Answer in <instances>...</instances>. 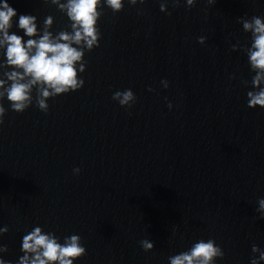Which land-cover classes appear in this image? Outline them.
<instances>
[{
	"label": "water",
	"instance_id": "1",
	"mask_svg": "<svg viewBox=\"0 0 264 264\" xmlns=\"http://www.w3.org/2000/svg\"><path fill=\"white\" fill-rule=\"evenodd\" d=\"M0 264H264V0H0Z\"/></svg>",
	"mask_w": 264,
	"mask_h": 264
}]
</instances>
